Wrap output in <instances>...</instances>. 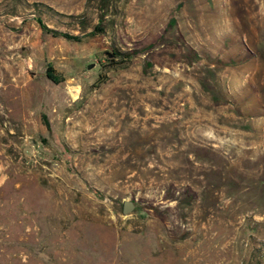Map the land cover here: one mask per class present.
<instances>
[{"label":"rangeland","instance_id":"rangeland-1","mask_svg":"<svg viewBox=\"0 0 264 264\" xmlns=\"http://www.w3.org/2000/svg\"><path fill=\"white\" fill-rule=\"evenodd\" d=\"M0 264H264V0H0Z\"/></svg>","mask_w":264,"mask_h":264},{"label":"water","instance_id":"water-1","mask_svg":"<svg viewBox=\"0 0 264 264\" xmlns=\"http://www.w3.org/2000/svg\"><path fill=\"white\" fill-rule=\"evenodd\" d=\"M134 209H135V204L133 202H126L124 204V213L125 214L131 213L132 211H134Z\"/></svg>","mask_w":264,"mask_h":264},{"label":"trees","instance_id":"trees-1","mask_svg":"<svg viewBox=\"0 0 264 264\" xmlns=\"http://www.w3.org/2000/svg\"><path fill=\"white\" fill-rule=\"evenodd\" d=\"M112 0H102L103 7L107 8L111 4Z\"/></svg>","mask_w":264,"mask_h":264}]
</instances>
